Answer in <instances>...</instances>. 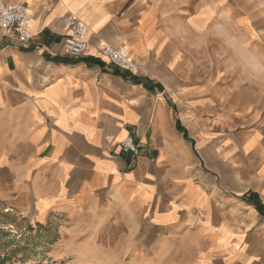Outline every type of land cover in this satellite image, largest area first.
Wrapping results in <instances>:
<instances>
[{
	"label": "crops",
	"instance_id": "obj_1",
	"mask_svg": "<svg viewBox=\"0 0 264 264\" xmlns=\"http://www.w3.org/2000/svg\"><path fill=\"white\" fill-rule=\"evenodd\" d=\"M1 2L27 5L33 40L0 30V215L86 230L78 243L98 256L264 264V121L210 117L173 90L180 58L144 0ZM69 17L86 26L78 59L61 49ZM133 132L137 157L121 152Z\"/></svg>",
	"mask_w": 264,
	"mask_h": 264
},
{
	"label": "rangeland",
	"instance_id": "obj_2",
	"mask_svg": "<svg viewBox=\"0 0 264 264\" xmlns=\"http://www.w3.org/2000/svg\"><path fill=\"white\" fill-rule=\"evenodd\" d=\"M144 2L180 58L171 79L173 90L203 100L210 117L241 127L262 123L264 0ZM60 227L58 220L35 223L12 213L0 215V264H180L153 262L150 247L143 250L140 263L130 256L123 260L120 247L106 253V261L104 251L98 256L79 245L87 240L86 230ZM88 256L100 260H86Z\"/></svg>",
	"mask_w": 264,
	"mask_h": 264
},
{
	"label": "built area",
	"instance_id": "obj_3",
	"mask_svg": "<svg viewBox=\"0 0 264 264\" xmlns=\"http://www.w3.org/2000/svg\"><path fill=\"white\" fill-rule=\"evenodd\" d=\"M30 11L24 3H0V30L13 32L22 44L30 43L33 36L29 32ZM66 35L61 44L62 53L69 59H78L86 52V26L76 18L64 20ZM100 55L119 70L131 72L135 65L130 60L129 51L122 45H103ZM136 132L127 135L121 142V152L137 157L140 143L135 139Z\"/></svg>",
	"mask_w": 264,
	"mask_h": 264
},
{
	"label": "bare ground",
	"instance_id": "obj_4",
	"mask_svg": "<svg viewBox=\"0 0 264 264\" xmlns=\"http://www.w3.org/2000/svg\"><path fill=\"white\" fill-rule=\"evenodd\" d=\"M130 60L132 61L131 56H130Z\"/></svg>",
	"mask_w": 264,
	"mask_h": 264
}]
</instances>
